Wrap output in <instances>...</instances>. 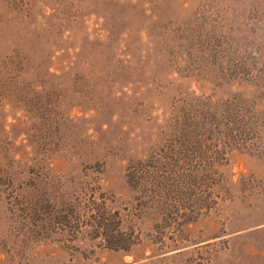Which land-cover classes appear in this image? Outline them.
<instances>
[{"label": "rangeland", "instance_id": "obj_1", "mask_svg": "<svg viewBox=\"0 0 264 264\" xmlns=\"http://www.w3.org/2000/svg\"><path fill=\"white\" fill-rule=\"evenodd\" d=\"M235 99L253 129L227 140L230 197L155 242L127 165ZM0 264H264V0H0Z\"/></svg>", "mask_w": 264, "mask_h": 264}, {"label": "trees", "instance_id": "obj_2", "mask_svg": "<svg viewBox=\"0 0 264 264\" xmlns=\"http://www.w3.org/2000/svg\"><path fill=\"white\" fill-rule=\"evenodd\" d=\"M199 116L192 112L181 125L176 138L167 139L163 148L145 158L131 161L126 168V180L135 192L136 209L154 222L163 242L167 228H180L209 214L230 197L218 189L227 182L220 171L223 154L228 148L247 141L252 125L244 117L242 101L235 99L218 106L199 107ZM53 222L72 231L81 222L75 211L63 210L53 215ZM93 222L104 245L112 250L130 252L136 243L132 232L122 230L119 211L98 208ZM171 239L173 237H170Z\"/></svg>", "mask_w": 264, "mask_h": 264}]
</instances>
